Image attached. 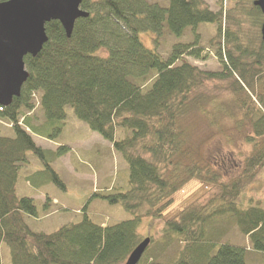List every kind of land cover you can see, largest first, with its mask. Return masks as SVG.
<instances>
[{
  "label": "trees",
  "instance_id": "trees-1",
  "mask_svg": "<svg viewBox=\"0 0 264 264\" xmlns=\"http://www.w3.org/2000/svg\"><path fill=\"white\" fill-rule=\"evenodd\" d=\"M166 1L84 0L81 6L89 16L76 21L70 37L59 21H51L42 50L25 57L29 78L21 94L9 105H0V118L13 129L11 135L0 133V248L8 244L12 264L124 263L145 239L138 231L144 216L162 221L163 228L159 238L150 237L138 264H264V207L235 201L244 181L264 169V40L261 34L255 57L253 46L241 43L226 25L229 21L237 26L252 15L259 30L264 15L254 1L239 0L235 10L240 13L232 17L211 9L205 0L163 4ZM201 23L216 26L211 41L222 64L220 72L184 59L185 54L207 58L196 47ZM189 28L192 44L177 41L166 55L157 50L160 35L182 37ZM149 32L155 33L153 46L143 39ZM222 77L232 79L226 89L233 97L215 104L205 87ZM35 97L41 116L34 113ZM205 103L212 107L206 109ZM68 106L128 163V188L96 196L121 203L132 217L103 225L85 214L52 233L33 232L24 215L37 216L38 207L32 197L17 196L18 172L32 151L44 165L38 171L42 181L34 183L67 188L52 161L70 147L44 148L34 135L57 139ZM216 111L232 117L242 114V119L233 120L234 129L253 132L245 136L253 149L240 171L229 177L201 152L209 140L201 138L199 130L212 125L213 119L220 121ZM219 128L223 133L225 128ZM192 180L217 187L218 192L207 204L185 203L166 216ZM221 222L236 223L249 244L223 240L226 227L213 229Z\"/></svg>",
  "mask_w": 264,
  "mask_h": 264
},
{
  "label": "rangeland",
  "instance_id": "rangeland-1",
  "mask_svg": "<svg viewBox=\"0 0 264 264\" xmlns=\"http://www.w3.org/2000/svg\"><path fill=\"white\" fill-rule=\"evenodd\" d=\"M205 1L211 9L222 10L226 17L238 16L240 13L235 10V5L239 0ZM246 1L250 4L254 0ZM167 3L168 0L163 4ZM253 19L255 17L251 15L237 26L232 25L231 27L233 23L229 21H227L226 25H230L239 40L241 39V43L244 42L249 46H253V49H250L251 52H257L260 50L261 28L258 30ZM216 31L215 25L201 23L198 27L200 43L196 47L201 50V55H207V58L196 59L192 55L185 54L184 59L205 70L222 71V64L215 54L216 49L211 41L216 36ZM153 36L155 37L153 32L145 33L143 39L148 45L153 46V43H155ZM159 40L157 50L162 55H166L177 41L188 45L192 44L194 35L189 28L182 37H177L167 32L164 35H160ZM231 80V78L222 77V79L207 82L205 91L215 97V104L216 101L230 102L233 94L226 87ZM35 100L37 105L34 113L41 116L42 112L38 104V98L35 97ZM204 107L210 109L212 106L209 103H205ZM66 110L65 125L57 139L50 140L39 135H34V139L38 145L44 148L56 149L60 145H68L70 147L65 154L54 158V161H52L53 168L65 181L67 188L61 189L53 182L34 183L42 181L41 176H38V171L43 169L44 165L32 151L27 153L28 161L20 166L18 172L17 196L32 197L38 207L37 216L24 215L25 222L33 232L52 233L63 225L80 220L85 214L95 222L103 225L113 224L132 217L131 213L121 203L110 204L102 197L96 196V193H108L117 191L119 188H128L126 180L129 174L128 163L124 160L121 153L115 150L111 142L93 131L86 122L80 120L72 107L68 106ZM215 117L219 118L220 121L213 119L212 125L206 126L204 124L199 130L201 138L208 137L207 139L209 140V144L204 146L201 152L204 158L209 159L211 164L213 163V166L221 170L226 177L233 176L243 167L246 156L253 149V144L247 141L245 137L253 132L247 128H245L247 132L244 133L234 129L233 120L242 119V114L240 113L232 117L216 111ZM220 126L225 128L223 133L220 131ZM0 133L13 134L11 124L3 118H0ZM228 137L233 141L228 142ZM31 177H33V181H29ZM217 192V187L206 186L197 180H192L178 193L176 203L167 210L166 216L174 215L185 203L207 204L210 197ZM235 201L244 206L259 203L264 207V169L253 179L244 181L243 185H241L240 194ZM146 209L144 208L143 212ZM225 227L226 231L224 232L223 240H229L237 244H249L248 236L240 232L236 223L221 222L213 225V229L216 232ZM162 228V221L144 216L138 231L141 233L142 238L154 237L157 239L161 235ZM151 249L155 251V242L152 244ZM253 256L256 259L258 254L255 253ZM0 257L2 264H12L8 244L2 243ZM125 263L126 261L121 264Z\"/></svg>",
  "mask_w": 264,
  "mask_h": 264
},
{
  "label": "water",
  "instance_id": "water-1",
  "mask_svg": "<svg viewBox=\"0 0 264 264\" xmlns=\"http://www.w3.org/2000/svg\"><path fill=\"white\" fill-rule=\"evenodd\" d=\"M84 0H5L0 2V105H9L21 94L29 78L25 57L36 56L48 41L46 24L59 21L68 37L76 21L89 16ZM264 15V0H254ZM264 40V21L261 27ZM146 237L125 264H138L150 245Z\"/></svg>",
  "mask_w": 264,
  "mask_h": 264
},
{
  "label": "bare ground",
  "instance_id": "bare-ground-1",
  "mask_svg": "<svg viewBox=\"0 0 264 264\" xmlns=\"http://www.w3.org/2000/svg\"><path fill=\"white\" fill-rule=\"evenodd\" d=\"M229 47V49L231 48V44L228 46ZM258 52V51H257ZM253 55L256 57L257 56V54H256V52H253ZM252 59V58H251ZM206 224H208V223H206Z\"/></svg>",
  "mask_w": 264,
  "mask_h": 264
}]
</instances>
